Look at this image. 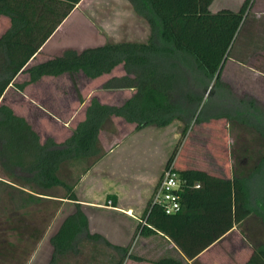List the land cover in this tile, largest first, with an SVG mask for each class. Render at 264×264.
<instances>
[{
	"label": "trees",
	"instance_id": "obj_1",
	"mask_svg": "<svg viewBox=\"0 0 264 264\" xmlns=\"http://www.w3.org/2000/svg\"><path fill=\"white\" fill-rule=\"evenodd\" d=\"M79 1L0 0V16L8 19V27L0 34V166L10 182L23 185L0 181L10 189L8 202L13 212L37 204L41 195L53 196L46 192L56 187L63 189V199L72 201L73 211L62 218L50 236L54 254L74 251L78 236L84 233L85 238L102 241L117 251L120 264L128 256V247L112 245L99 234L87 231V217L76 202L73 183L66 180L72 175L68 173L65 178L60 172L66 175L63 167L76 163L87 169L101 156L97 136L111 117L121 118L139 130L168 125L177 110L182 117L187 116L198 101L191 90L199 94L213 77L214 84L219 83L228 49L251 0H243L236 11L221 8L214 12L209 9L213 0H128L149 25L145 41L107 42L79 51L67 48L60 55L29 64ZM118 65L123 74L109 77L101 87L131 89L133 93L119 105L91 98L84 118L58 143L50 138L40 143L28 122L1 103L9 87L21 91L43 76L62 74L94 79L109 74ZM23 73L26 77L17 82V75ZM183 88L184 105H190L188 112L178 106L174 95ZM176 148L164 166L173 164ZM173 168L180 180L178 211L165 214L149 199L133 235L161 233L187 259H193L249 214L245 179L213 175L194 167L176 168L173 164ZM153 264L184 263L161 257ZM244 264H264V247L254 249Z\"/></svg>",
	"mask_w": 264,
	"mask_h": 264
},
{
	"label": "rangeland",
	"instance_id": "obj_2",
	"mask_svg": "<svg viewBox=\"0 0 264 264\" xmlns=\"http://www.w3.org/2000/svg\"><path fill=\"white\" fill-rule=\"evenodd\" d=\"M7 27V17L0 16V34ZM149 33L146 19L134 11L128 0H80L29 64L60 55L67 48L79 51L107 42H143ZM240 39L241 33H236L220 70L219 83L215 85L213 77L207 80L199 94L195 89L191 90L193 97L198 95V101L193 103L187 116L183 118L177 110L168 125L149 126L142 131L134 130L133 124L126 123L121 118L112 117L97 138L99 154H104L103 144L109 142L111 137H114V147L128 140L152 139L157 145L149 143L145 148L146 152H151L152 158L162 157L165 153L168 158L177 146L173 159L176 168L194 167L213 175L240 178L247 176L245 189L249 214L224 234L225 237L218 244V250L213 254V257H221L223 264H244L254 249L264 247V186L257 188L256 179L250 177L256 167V160L264 154V146L259 147L262 145L260 139L258 140L259 135L247 126L245 120H241V115H238L243 105L237 101L252 98L245 91L240 93L245 86V76L241 68L234 66L224 69L230 60L237 63L246 60L241 59L244 53L240 49ZM176 55L174 58L178 57ZM246 55L244 54L243 58H246ZM251 55L255 58V48ZM179 73L184 78L182 68H179ZM121 74L123 70L118 65L109 74L94 79L81 75L70 77L67 74L57 77L45 76L21 91L9 87L2 95L1 103L28 122L38 135L40 143L47 138L58 143L84 118V110L91 98H96L100 103L119 105L133 93L131 89L106 90L101 87L109 77ZM225 74L228 78L226 80ZM25 77L24 73L20 74L16 81L21 82ZM259 91L261 92V89ZM174 95L178 106L182 109L184 107L188 112L190 105H184V88ZM256 96L263 97V94ZM252 99L255 106L259 104ZM249 117L253 118L252 115ZM183 128L186 130L181 135ZM243 160H246L245 164H241ZM89 167L86 169L84 164L80 163L68 164L63 167L67 174L60 172V176L67 178L69 173L72 176L66 180L73 185L79 184L80 177L86 174ZM163 168L164 165L161 170ZM0 180L16 184L17 187L23 185L20 182H10L11 179H7L1 166ZM81 188L83 193L88 191L90 198L95 197L93 192L97 191V188L94 186L83 183ZM24 190L29 191L26 188ZM8 192L10 189L0 181V264H117V251L102 241L85 238L84 233L78 236L74 251L63 255L53 253L49 243L50 236L57 229L60 220L74 209L73 204L64 202L63 189L52 188L46 193L53 196L41 195L42 198L37 204L15 212L8 202ZM103 205L111 203L104 200ZM95 214L89 229L87 227L88 232L94 233L95 230L103 228L96 220ZM140 216V213L136 216L137 222L140 221ZM111 218L117 220L114 216ZM137 236L133 235L124 243L128 252L132 250L135 253H159V243L156 246L150 244V247H143L141 239ZM154 239L151 242H154ZM134 263L136 262L132 259H123L120 264Z\"/></svg>",
	"mask_w": 264,
	"mask_h": 264
},
{
	"label": "crops",
	"instance_id": "obj_3",
	"mask_svg": "<svg viewBox=\"0 0 264 264\" xmlns=\"http://www.w3.org/2000/svg\"><path fill=\"white\" fill-rule=\"evenodd\" d=\"M242 1L243 0H213L209 9L213 12L221 8L236 11ZM237 33H241L240 49L245 55L247 54L246 58H243V54L241 59L246 60L244 62L241 61V63L230 60L227 67L223 68L240 67V70H242L245 76V86L241 89L240 93L242 94L243 91H245L246 94L262 105L261 107L258 106L259 104L255 106L252 98L240 99L237 101V98L231 94L237 102L242 103L243 109L238 115H241V120H245L247 126L251 127L259 135L260 138H258V140L260 139L262 144H259V147H261L264 146V0L250 1ZM48 39L39 49H42ZM253 44L256 46L252 47ZM254 48L255 58H252L251 51ZM226 79L228 78L225 74V80ZM33 84L34 83L28 84L27 86ZM25 88L26 86L23 89ZM235 89L236 88L233 86V90ZM260 89L261 92L259 91ZM226 92L228 93L227 90ZM257 94H263V97L256 96ZM251 115L253 118L249 117ZM147 127L139 129V131ZM101 131L102 130L99 131L97 138L100 136ZM113 139L114 137H111L109 142L103 144L105 148L104 154L101 153L100 158L89 167L90 170L88 169L86 174L80 177L79 184L73 185V192L77 199L76 202L80 204L84 214L86 215V213H89V215H86L88 229L90 227V222H92L93 214L96 213L95 218L100 222L103 228H100L101 230H95L94 233L99 234L112 245L126 246L124 243L128 242L133 236L137 224L136 216H138L139 213L142 215L144 212L153 187L161 175V169L166 162L167 155L165 153L162 157L152 158L150 156L151 152L148 153V151H145L149 143L156 144L155 140L152 139L139 141L128 140L124 143H121L119 140L120 144L115 147L113 145ZM131 143H133L132 146ZM245 161L246 160L241 161V164H245ZM250 177L256 179L257 188H262L264 186V154L256 160V167L252 170ZM242 178L245 179L247 176ZM83 183L97 188V191L93 192L95 197L90 198L88 191H84L85 194L83 193L81 188ZM63 200L66 203L73 204L70 200ZM104 200L111 203V205H103ZM112 216L117 218V220L112 219ZM89 233L93 234L91 231H89ZM224 237L225 235L201 251L193 259H187L179 249L161 233L139 236L138 238L141 239L140 243L143 247H150V244L156 246L157 243H159V253H152L151 251L150 253L145 251L135 253L131 250L127 252L128 256L124 259L126 261L132 259L136 262L134 264H153V261L161 257H173L182 261L184 264H223L222 258L218 257V255L213 257V254L218 250V244ZM152 239H154V242H151ZM117 255L119 257V254ZM131 256L139 259L136 260L131 258Z\"/></svg>",
	"mask_w": 264,
	"mask_h": 264
},
{
	"label": "built area",
	"instance_id": "obj_4",
	"mask_svg": "<svg viewBox=\"0 0 264 264\" xmlns=\"http://www.w3.org/2000/svg\"><path fill=\"white\" fill-rule=\"evenodd\" d=\"M179 186L180 180L173 164H167L153 187L150 196L151 204L159 205L165 214L177 212L179 209V196L177 193Z\"/></svg>",
	"mask_w": 264,
	"mask_h": 264
}]
</instances>
